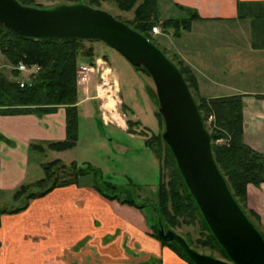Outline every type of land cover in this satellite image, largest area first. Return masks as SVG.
<instances>
[{"label":"crops","instance_id":"0c3cea01","mask_svg":"<svg viewBox=\"0 0 264 264\" xmlns=\"http://www.w3.org/2000/svg\"><path fill=\"white\" fill-rule=\"evenodd\" d=\"M177 5L195 9L199 18L179 36L158 26L159 42L191 70L199 96H242L243 139L264 156V0H158V19L188 17ZM78 99V108L90 101ZM101 109L105 121L128 128L125 120L124 125L115 121L106 106ZM65 138L64 106L43 114L0 112V191L13 195L24 182L36 181L28 179L30 151L50 150L61 159L68 150L47 145ZM246 203L264 229V182L247 185ZM49 233L52 238L46 242L53 244V253L67 247L61 264H184L170 260L171 250L152 235L138 208L75 184L53 189L19 212L0 213V264H40L38 259L45 255L32 239L44 242Z\"/></svg>","mask_w":264,"mask_h":264},{"label":"trees","instance_id":"16d2710c","mask_svg":"<svg viewBox=\"0 0 264 264\" xmlns=\"http://www.w3.org/2000/svg\"><path fill=\"white\" fill-rule=\"evenodd\" d=\"M23 4L33 5L34 0H19ZM78 0H62L61 2H75ZM86 3L99 7L103 0H84ZM122 11H133V18L127 23L150 39L151 28L160 26L161 29H171L173 35L179 36L182 31H188L194 20L199 18L197 11L190 7H178L184 9L188 17L183 19L168 18L158 19V0H110ZM96 39H40L20 37L3 25H0V52L15 67L20 61L32 65L37 64L40 70L33 78L30 86H19L17 81L10 80L0 72V112L2 114H20L29 111L37 114L47 113L57 107L64 106L66 110V138L62 141L51 142L47 147L51 150L64 151L75 146L78 131V88L76 85V70L79 58L83 57L88 62H93L94 51L92 47H86L84 41ZM166 53V52H164ZM169 56V54H167ZM170 59L182 72L192 96L201 113L202 119L210 132L212 139V152L214 159L225 177L235 199L264 237V229L259 216L246 206L247 185L260 186L264 182V156L250 146L243 139V100L240 95L227 97L204 98L198 95L195 76L185 63L176 55L170 54ZM148 76L143 67H134ZM17 75V70L12 69ZM150 94L157 106L156 114L161 126L164 121L158 112L156 93L150 88ZM213 116L210 124L209 116ZM136 123L127 122L129 129ZM219 139L221 143H214ZM152 146L158 145L155 150L161 159L163 150L167 152L163 163L167 168L166 179L160 168V182L157 188L155 202L145 203V206H153L157 213L156 225L149 226L153 229L152 235L160 240L162 245L168 246L180 257L187 260V264H193L184 254L182 248L172 240H166L159 236L158 230H175L177 226L199 224L201 236L196 239V246L217 249L226 257L208 226L203 220L200 211L189 193L182 176L176 166L173 154L162 139V133L153 135L148 142ZM154 146V147H155ZM171 160V161H170ZM44 175L31 183L18 186L13 193L14 201H21L19 206L0 209V213H16L27 207L33 199L42 197L57 187L68 186L76 183V178L82 174L83 169H78L75 164H66L59 159L51 160L42 165ZM99 193L107 199H117L116 195L107 194L98 188ZM136 208L135 201L120 200ZM183 237V236H182ZM190 247L194 248L189 239H185ZM153 264H161L154 261Z\"/></svg>","mask_w":264,"mask_h":264},{"label":"water","instance_id":"95a60500","mask_svg":"<svg viewBox=\"0 0 264 264\" xmlns=\"http://www.w3.org/2000/svg\"><path fill=\"white\" fill-rule=\"evenodd\" d=\"M0 25L34 40H100L133 67H143L153 82L164 121L162 139L227 259L194 250L173 230L160 227L159 236L175 241L193 264H264V237L235 199L214 159L210 132L182 72L147 36L84 0L50 7L0 0Z\"/></svg>","mask_w":264,"mask_h":264},{"label":"rangeland","instance_id":"374dc122","mask_svg":"<svg viewBox=\"0 0 264 264\" xmlns=\"http://www.w3.org/2000/svg\"><path fill=\"white\" fill-rule=\"evenodd\" d=\"M61 1L34 0L33 5L50 7L58 3H68ZM97 8L106 10L117 19L126 23L133 18V11H122L110 0H103ZM159 37L150 34V40L163 52H166V55L169 54L159 42ZM91 44L95 59H105L107 66L109 65L115 72L116 77L113 74L109 75V80L116 79V86L115 88L103 87L101 91H98L99 88L96 86L100 82V76L94 73L90 76V81L84 86L86 89L78 91L80 98L90 101L85 102L78 108V131L75 146L62 153L59 160L66 164L73 163L78 169H83L84 172L76 178L75 185L77 187L91 188L97 192H99L98 188H101L107 194H117L120 200L135 201L137 205L142 206L138 209L141 211L146 225L148 227L156 225L157 213L153 206L147 205L143 207V205L156 201L157 188L160 182V168L163 179H166L167 168L163 160L168 151L162 145L163 150H161L162 157L160 159L155 152L159 146L154 145V147L147 143L153 135L164 131V126H161L156 114L157 106L150 94V88L155 91L153 82L150 76L134 68L121 54L103 41H84L86 47H90ZM82 62H88V60L80 57L79 64ZM13 68L15 67L0 52V72L2 74L12 81L25 80L28 77L26 72L14 75L12 73ZM98 92H100L101 97H99ZM83 94H85V97ZM80 100L82 101V99ZM101 105H103V108L106 106L105 111L108 114H112L115 121L120 122L121 120L122 125H124V120L126 123L130 121L136 124L131 125L130 129L127 126V130L116 128L119 126L114 121H105ZM88 108L93 109V112L90 113ZM113 109H115L116 112L114 113L118 114L119 117L114 115ZM132 112H134L135 117ZM217 143H221V141ZM55 155L56 152L50 150L44 152L30 151L27 166L28 179L36 180L43 177L42 165L57 159ZM113 200L120 203V200ZM20 203L21 201H14L12 192L0 191V209L8 210L19 206ZM149 229L153 233L154 230L150 227ZM174 229L184 239H189L192 246L197 248L195 249L196 251L215 258L227 259L217 249L196 246L195 240L201 236L199 224L182 225ZM51 238L52 235L49 233L48 237L43 238L44 242L41 241V237L35 236L32 239L37 243L36 248L42 249L41 252L45 255V258L38 259L40 264H53V262H60L61 264L64 262L67 247H62L59 251L53 253V244L46 242L51 241ZM158 241L160 242V240ZM164 247L169 248L167 245ZM166 250L169 251L168 249ZM170 250L172 253L170 260L176 259L187 264L185 258L180 257L172 249ZM36 253L40 254L38 251ZM54 254L58 255V257H55Z\"/></svg>","mask_w":264,"mask_h":264},{"label":"built area","instance_id":"2783aa9c","mask_svg":"<svg viewBox=\"0 0 264 264\" xmlns=\"http://www.w3.org/2000/svg\"><path fill=\"white\" fill-rule=\"evenodd\" d=\"M160 28L158 26H153L151 28V33L153 35L159 34ZM16 70L20 72H26L28 73V77L25 80H19L17 81L19 83V86L23 87L25 85L30 86L33 82V78L35 75L38 73L40 70V66L37 64H32L28 65L22 61H20L16 65ZM98 74L100 76V82L97 84L96 87L99 88V86L103 87H114L116 86V79L109 80V75H116L113 69L108 65L107 62L102 59V58H97L94 62L92 63H85L81 64L77 67L76 70V85L78 89L83 90L86 89L84 87L89 81H90V76L92 74ZM116 77V76H115ZM84 91V90H83ZM213 120V116H209L207 123L210 124V122ZM220 140L217 139L215 140V143L219 142Z\"/></svg>","mask_w":264,"mask_h":264},{"label":"bare ground","instance_id":"6f19581e","mask_svg":"<svg viewBox=\"0 0 264 264\" xmlns=\"http://www.w3.org/2000/svg\"><path fill=\"white\" fill-rule=\"evenodd\" d=\"M101 88H103V86H100L99 87V89H98V91H101ZM105 89V88H104ZM98 95H99V97H101V95H100V92H98ZM110 98V97H109ZM111 105V104H110ZM108 108H109V106H108Z\"/></svg>","mask_w":264,"mask_h":264}]
</instances>
